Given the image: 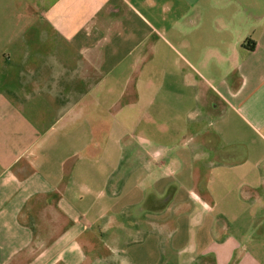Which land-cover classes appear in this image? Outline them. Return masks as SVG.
<instances>
[{
  "label": "crops",
  "instance_id": "0c3cea01",
  "mask_svg": "<svg viewBox=\"0 0 264 264\" xmlns=\"http://www.w3.org/2000/svg\"><path fill=\"white\" fill-rule=\"evenodd\" d=\"M0 264H264V0H0Z\"/></svg>",
  "mask_w": 264,
  "mask_h": 264
},
{
  "label": "rangeland",
  "instance_id": "374dc122",
  "mask_svg": "<svg viewBox=\"0 0 264 264\" xmlns=\"http://www.w3.org/2000/svg\"><path fill=\"white\" fill-rule=\"evenodd\" d=\"M150 75V72H148ZM150 77H146L148 79ZM133 134L135 136V141L139 143V147L144 148V149H149L152 152L158 149H165L162 143H159L151 138V136H148L146 133L140 132L139 130L133 131ZM221 224L224 225V230L225 231H233L234 226H232L231 222L228 221H221L220 222V227ZM237 229V228H236Z\"/></svg>",
  "mask_w": 264,
  "mask_h": 264
}]
</instances>
